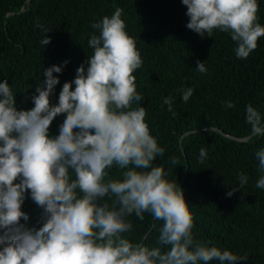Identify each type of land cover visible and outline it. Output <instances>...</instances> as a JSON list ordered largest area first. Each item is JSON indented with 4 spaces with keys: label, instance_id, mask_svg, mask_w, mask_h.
Masks as SVG:
<instances>
[{
    "label": "trees",
    "instance_id": "16d2710c",
    "mask_svg": "<svg viewBox=\"0 0 264 264\" xmlns=\"http://www.w3.org/2000/svg\"><path fill=\"white\" fill-rule=\"evenodd\" d=\"M0 264H264V0H0Z\"/></svg>",
    "mask_w": 264,
    "mask_h": 264
},
{
    "label": "water",
    "instance_id": "95a60500",
    "mask_svg": "<svg viewBox=\"0 0 264 264\" xmlns=\"http://www.w3.org/2000/svg\"><path fill=\"white\" fill-rule=\"evenodd\" d=\"M256 131H257V130H256ZM188 133H189V131L185 132V134H188ZM235 139H237V140H246L247 137H242V138H238V137H236Z\"/></svg>",
    "mask_w": 264,
    "mask_h": 264
}]
</instances>
